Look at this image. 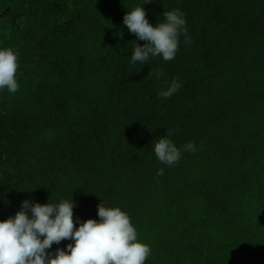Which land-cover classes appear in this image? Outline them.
I'll list each match as a JSON object with an SVG mask.
<instances>
[{"label":"trees","instance_id":"obj_1","mask_svg":"<svg viewBox=\"0 0 264 264\" xmlns=\"http://www.w3.org/2000/svg\"><path fill=\"white\" fill-rule=\"evenodd\" d=\"M140 4L0 0V47L19 58V90L0 91V220L61 198L98 219L103 201L151 247L145 264H264V0L145 4L154 26L182 11L187 33L175 59L133 65L145 42L123 17Z\"/></svg>","mask_w":264,"mask_h":264},{"label":"clouds","instance_id":"obj_2","mask_svg":"<svg viewBox=\"0 0 264 264\" xmlns=\"http://www.w3.org/2000/svg\"><path fill=\"white\" fill-rule=\"evenodd\" d=\"M154 0H141V4L127 10L123 24L137 42L131 63L147 64L150 58L175 59L180 36L186 37L185 14L179 9L163 12V21L155 26L146 16L145 4ZM19 68L18 53L12 48L0 47V91L19 90L16 73ZM162 73H157L159 77ZM181 83L174 79L159 93L162 98L175 94ZM183 151L194 152L195 144L187 143ZM158 161L167 166L176 164L181 149L166 135L154 144ZM163 175V169L158 170ZM73 199L61 198L57 202H35L25 199L15 215L0 220V264H145L151 247L138 239V232L130 216L120 207L108 206L103 201L97 205L98 219L74 221ZM78 225V226H77ZM71 241L65 247L54 244Z\"/></svg>","mask_w":264,"mask_h":264}]
</instances>
